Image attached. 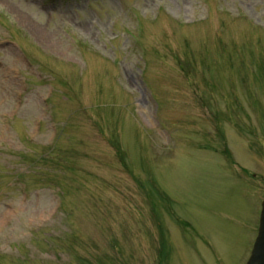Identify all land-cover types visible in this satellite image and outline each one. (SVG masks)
<instances>
[{
  "label": "rangeland",
  "instance_id": "1",
  "mask_svg": "<svg viewBox=\"0 0 264 264\" xmlns=\"http://www.w3.org/2000/svg\"><path fill=\"white\" fill-rule=\"evenodd\" d=\"M263 199L264 0H0V264H241Z\"/></svg>",
  "mask_w": 264,
  "mask_h": 264
},
{
  "label": "water",
  "instance_id": "2",
  "mask_svg": "<svg viewBox=\"0 0 264 264\" xmlns=\"http://www.w3.org/2000/svg\"><path fill=\"white\" fill-rule=\"evenodd\" d=\"M262 235L261 238H264V221H263V228H262ZM261 245L264 246V243H262L260 240L256 242L255 248L253 250L252 256L250 258L249 264H256L258 256L261 254ZM257 246V247H256ZM261 256V255H260Z\"/></svg>",
  "mask_w": 264,
  "mask_h": 264
},
{
  "label": "flooded vegetation",
  "instance_id": "3",
  "mask_svg": "<svg viewBox=\"0 0 264 264\" xmlns=\"http://www.w3.org/2000/svg\"><path fill=\"white\" fill-rule=\"evenodd\" d=\"M256 216H257V219H258V214H256L255 217H256ZM257 222H258V221H256V223H255V227H256V228H257V226H258V223H257ZM256 224H257V225H256ZM248 245H249V244H248ZM248 245H247V246H248ZM245 257H246V255H245ZM243 263H244V258H243V261L241 262V264H243Z\"/></svg>",
  "mask_w": 264,
  "mask_h": 264
}]
</instances>
